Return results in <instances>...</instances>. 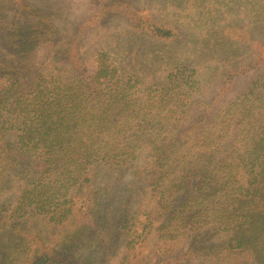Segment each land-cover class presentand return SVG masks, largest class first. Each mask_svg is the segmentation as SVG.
Instances as JSON below:
<instances>
[{
    "label": "trees",
    "instance_id": "1",
    "mask_svg": "<svg viewBox=\"0 0 264 264\" xmlns=\"http://www.w3.org/2000/svg\"><path fill=\"white\" fill-rule=\"evenodd\" d=\"M149 1L0 0V264H264V1Z\"/></svg>",
    "mask_w": 264,
    "mask_h": 264
},
{
    "label": "rangeland",
    "instance_id": "2",
    "mask_svg": "<svg viewBox=\"0 0 264 264\" xmlns=\"http://www.w3.org/2000/svg\"><path fill=\"white\" fill-rule=\"evenodd\" d=\"M129 1L134 3V4H137L140 7H144L147 9L150 8V4H151L149 0H129ZM238 2H239V0H238ZM245 2L248 3L249 1L245 0ZM242 3L243 2H241L240 8H241V10H245V8H246L245 3L244 4H242ZM64 4H65V6H64L65 13L63 15V16H65L64 19H67L70 21H75L78 23L79 21L82 22L83 19L91 13L92 6L90 5L89 0H65ZM234 7H236V6H234ZM158 8H159V6L157 7V6L153 5V9H151V11L156 15V17H162L163 19H165L167 17L170 18L172 16V15H169L167 17L165 15L162 16V12L160 13ZM15 13H16V11L14 8H9L7 11V15H6L7 19H10L13 16H15ZM224 14H225L226 19H232L233 18L235 21H237V19H239L238 15L236 13H232L230 10H228V12H226ZM173 15L176 18L177 17L179 18V16L177 14H173ZM241 17L248 19V18H246L247 17L246 15L241 14ZM214 18H217V16H214ZM181 21H184V20H181ZM181 24L185 25V28H183L182 31L185 33H188L189 36L192 38H194L197 34L199 35L200 32H202V30H204L203 29L204 25H201V24L200 25H193L192 24L190 26L186 25L184 22H181ZM124 25H125L124 20L122 18H119L118 16H114V17H111L103 25H99L97 28H92L90 30V34L95 33L96 37H92V38L87 37V39H86V47L89 49V52L92 51V48H94V47H99V46L104 45V41L111 40V38L114 35H117L118 33H120L125 28ZM114 42H115V40L111 41V43H114ZM154 43L156 45H143V44L135 43L134 47L140 46L139 52H140V57L142 58L143 53H146L150 49L156 48L157 45L161 46L164 44L163 42H160V41H156ZM6 47H7V45H6ZM6 47L2 46V51H4ZM183 48H184L183 46L178 47V49H183ZM195 49H197V48H195ZM37 52H38L37 59H39V61H42L48 55V53L46 52V49L44 47H39L37 49ZM6 53H9V51L6 50ZM133 53H135L134 56L138 55V50L134 48ZM181 54L186 55L187 52L184 51ZM175 63H176V59H174V58L170 59V64H175ZM249 78H251V75H247L245 77H240L237 80V85H236L234 91L229 95L230 99H233L237 95H240L243 91H246L245 88L248 85ZM210 96L205 97L202 94V98H209ZM131 179H133V174L130 171V172L125 174L124 182L127 183ZM130 183H132V182H130ZM228 236L229 235L223 233L221 235L215 236L213 240L216 242H222L223 240L227 239ZM189 264H206V261L203 258L196 257L195 259H191Z\"/></svg>",
    "mask_w": 264,
    "mask_h": 264
}]
</instances>
